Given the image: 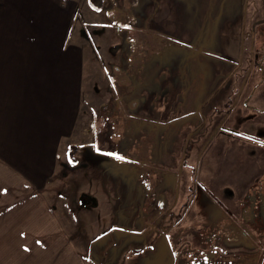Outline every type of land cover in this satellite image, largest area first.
<instances>
[{"label": "rangeland", "instance_id": "374dc122", "mask_svg": "<svg viewBox=\"0 0 264 264\" xmlns=\"http://www.w3.org/2000/svg\"><path fill=\"white\" fill-rule=\"evenodd\" d=\"M100 3L102 13H98L91 22L87 20L81 23V32L84 30L81 35L72 30V37L76 40L82 37L85 44L86 64L82 74L84 82L79 114L82 135L76 141L79 151L76 154L77 164L72 165L68 160L65 177L54 176L52 185L66 182L61 184V189H67L62 193L68 204L79 193L82 194L83 204L86 201L94 202L93 195L100 194L103 205L94 212L98 214L102 211L108 216L109 211L105 210L118 213L121 201L117 202V206L110 199L114 191L107 192L102 186L93 190L96 182L86 181L85 178L89 174L96 177L97 172L103 171V165L115 170L122 165L137 168L150 163L151 172L157 173V168L161 175V192L152 196H155L152 202L155 213L152 212V215H156V221L150 223L156 226L154 233L150 234L153 242L150 239L151 246L148 243L144 253L130 251L123 256L122 264H195L194 252L205 254L214 247H219L216 256L222 264H234L230 263L234 259L229 255L238 251L247 253L241 254V257L252 261L246 264H264V243L261 246L257 244L260 234L252 227L245 226L254 233L252 241L257 245V251L253 255L248 253L254 250L251 247L240 250L231 243H216L217 240L228 239L226 236L229 233H235L232 227H235L233 223L236 219L233 216L237 217L239 197L243 196L244 188L264 171V93H261L264 83L250 102L259 108L250 109L243 105L244 99L260 85V76L256 74L262 72L256 61L264 65V0L95 1L96 6ZM120 10H126L127 15L118 13ZM84 17L81 15L79 20ZM121 70L131 74H125L129 80L124 74H118L123 72ZM147 74L151 75V80L155 76L154 89L148 90V94L143 91L142 84ZM141 79L144 82L140 86L134 82H141ZM149 83L152 84V81ZM215 90L220 94L212 97ZM147 100H155L159 107L167 108H161L165 132H160L157 146L149 140L152 159L142 153L136 156L138 163L129 165L130 160L122 155L128 150L137 154L142 147L141 142H146L142 141L145 140L143 134L136 132L138 130L134 127V124L136 127L138 123L141 124L140 119L127 120L134 126L123 129L125 122L118 118V114L123 109L142 115L144 112L131 109ZM227 101L231 104L226 107ZM223 106L224 110L218 112L209 110ZM148 128L143 129L142 124L138 129L148 132ZM166 131L171 132V147L167 152L163 148L169 145L165 143ZM105 132H108L107 141H113L110 146L116 155L106 151L107 145H104V149L97 144L98 137L102 138ZM94 153H101V157H92L89 159L92 162L88 160L77 168L80 170L77 174H83L84 178L75 185L78 192L74 193L72 186L78 180L69 175L75 172L74 168L83 159L79 158L81 154H87L90 158L89 155L93 156ZM117 176L122 178L118 173ZM117 182L111 179L112 190L118 185ZM131 186L135 187L133 184ZM166 190L170 191V195L166 194ZM205 194L206 200H203ZM130 202L136 203L135 199ZM68 207L73 208L71 204ZM165 207L178 216L159 218L157 212H162L161 209ZM74 214V217H70L73 227L82 230L80 217ZM150 218H146L147 222ZM115 224L119 225L118 222ZM140 224L149 226L143 219ZM237 225L242 226L240 222ZM184 226H189L193 231L202 230L204 237L212 234L217 238H209L208 241L204 238L206 246L201 247L205 248L192 251L189 238L180 239L184 233L180 230ZM174 229L178 239L171 242L165 239L166 245L171 244L172 249H164L167 254L164 261L163 247L161 250L157 244V255L152 254L151 247L155 246L158 236ZM118 231L116 228L111 231L113 243L108 250L111 263L120 261L116 258L121 255H114L121 238ZM148 239L147 242H150ZM211 240L213 242H209ZM197 241L200 242L199 239ZM181 252H184L185 261L180 262L177 260ZM245 259L240 260L241 264ZM100 260H104V257Z\"/></svg>", "mask_w": 264, "mask_h": 264}, {"label": "crops", "instance_id": "0c3cea01", "mask_svg": "<svg viewBox=\"0 0 264 264\" xmlns=\"http://www.w3.org/2000/svg\"><path fill=\"white\" fill-rule=\"evenodd\" d=\"M102 9L92 5L90 0H0V264H122L123 256L130 251L144 250L148 243L151 246L150 239L153 242L150 234L154 233L156 226L150 223L156 221V215H152L155 199L152 196L161 192V175L157 168V173L151 172L150 163L137 168L133 164L138 163L136 156L142 153L150 157L149 140L157 146L160 132H165L162 107L155 100L140 102L131 109L144 112L142 115L123 109L118 114V118L125 122L122 128L135 125L136 132L143 134L145 140L142 141L146 142H141L142 147L137 154L130 150L125 151V155L120 154L127 157L129 165L133 166H116L114 170L103 165V171L97 172L96 177L89 174L85 178L96 182L93 190L102 186L107 192L114 191L110 199L117 206L118 201L122 203L118 213L110 209L105 210L109 211L108 216L102 211L95 214L94 210L103 205L100 194L93 195L94 202L83 204L80 193L71 199L73 208L70 211V204L62 193L67 189H61L66 182L52 185L54 176L65 177L70 147L77 146L76 141L82 135L79 114L84 82L82 74L86 64L85 44L82 37L77 40L72 37V30L81 35L84 31L81 32V23L91 22L98 13H102ZM121 11L118 13L127 15L126 10ZM81 15L85 17L80 21ZM150 77L147 74L146 78L143 77L146 83L141 79L138 84L145 83L142 84L146 94L154 89L155 76L152 80ZM129 119H140L141 124L138 123L137 127L143 124V129L150 127V130H139L136 124L130 125ZM166 126L168 128V123ZM107 133L102 138L98 137L97 144L102 148L107 145L106 151L113 153L110 146L113 138L110 139L112 142L107 141ZM170 139L171 132L166 131L165 143L169 144L163 147L166 152L171 147ZM89 157L81 154V162L76 168L72 167L75 172L69 177L75 176L78 180H74L76 182L72 186L74 193L78 192L75 185L84 178L83 174H77L80 172L77 168L92 157H101V153ZM263 174L259 173L247 186L250 188ZM111 177L118 181L113 190ZM247 186L244 190H248ZM165 192L170 195L169 190ZM203 197L206 200V194ZM131 199L136 203L130 202ZM161 210L157 212L159 218L178 216L171 214L166 207ZM74 212L80 217L82 230L73 227L70 217H74ZM142 219L150 227L143 225L141 228ZM114 228L119 230L121 238L118 247L112 248L115 256H121L116 258L120 261L111 263L108 250L113 243L111 231ZM180 231L184 232L180 239L189 238L191 241L194 236L200 238L202 242H198V246H203V239L207 240L209 235L204 237L202 230L193 231L189 226ZM148 237L150 242H147ZM165 239L168 242L178 239L176 230L166 231L156 238L155 246L151 247L153 255H157L158 247L161 250L163 247V251L172 249L171 244L166 245ZM102 257L105 261L100 260ZM163 257L166 261L165 251Z\"/></svg>", "mask_w": 264, "mask_h": 264}, {"label": "flooded vegetation", "instance_id": "af4514ba", "mask_svg": "<svg viewBox=\"0 0 264 264\" xmlns=\"http://www.w3.org/2000/svg\"><path fill=\"white\" fill-rule=\"evenodd\" d=\"M256 63L260 67L261 72H262V74H256V75L260 76L259 83H258V85L259 84L260 85H259V87L255 88L253 91H251L249 96L246 99H244V101H243V105H245L246 107H248L250 109L259 108L256 105H252L250 102L252 99L255 98V94H256L257 90L262 89L261 85L264 83V65L260 64L258 61H256ZM121 71H123V72H120L118 74H120V75L124 74V77H127V76H125V74H127L129 72L127 70H125V71L121 70ZM127 75H131V74H127ZM253 75H255V74H253ZM127 79L129 80L130 78L127 77ZM134 82L139 84V81H134ZM175 83H176V81H175ZM175 89H176V86H175ZM261 93H264V91L263 92L261 91ZM219 94H220V91L215 90V91H213L212 97L217 96ZM230 104H231V102L227 101L225 103V106L227 107ZM223 108H224V106L221 108L214 107V108H209V110L211 109L213 112H218V111H221V109H223ZM231 111H233V109H231ZM251 130H252V132L254 131L253 129H251ZM252 132H250V133H252ZM251 136H253V135L251 134ZM263 152H264V150H263ZM239 200L240 201L237 202V204H236L237 217L233 216V218L236 219V222L233 223L235 225V227H232V229L235 231V233H229L226 236V238H228L226 240L224 238H222L224 240H220V238H219L220 241L217 240L216 243H223V242H226V244L231 243V244L239 247L240 250L245 248L246 246L248 248L251 247V248H254V250H252V251L250 250L248 253L253 255L257 251V245H254V242L252 241L254 233L252 231H250L245 226L254 228L260 234V241H258L257 244H259L260 246L263 245L262 243H264V174L261 178L255 179V182L250 186V188L248 190H246L243 193V196ZM68 209L70 211L72 210L69 207H68ZM238 222H240L242 226H240V225L238 226L237 225ZM209 236H211V237H207L206 241H208L209 238H215L211 234H209ZM197 239H199L200 242H202V240L200 238H198V237L194 238L193 237L192 240L189 242L191 250H196V249L198 250L199 248H202L201 246H198ZM230 240H232V241H230ZM213 241H215V239ZM213 241L211 240L209 242H213ZM204 242H203V244L205 245ZM194 244L196 245L195 248L193 247ZM216 246H218V245H216ZM203 248H205V247H203ZM218 248L219 247H217V248L214 247L209 252L206 251L205 254H202L200 256L201 260L203 262L206 261L205 264H222L221 262L217 261V256H216L217 251L216 250ZM222 251L225 254L224 250H222ZM241 254H247V253H241L240 251H238L236 254L229 255L231 258L233 257V259H234L233 261H230V263L234 262V264H241L240 260L245 259L244 257H241ZM250 256H247V258ZM224 257H226V255H224ZM248 262L251 263L252 261L249 259H245L243 264H246Z\"/></svg>", "mask_w": 264, "mask_h": 264}, {"label": "trees", "instance_id": "16d2710c", "mask_svg": "<svg viewBox=\"0 0 264 264\" xmlns=\"http://www.w3.org/2000/svg\"><path fill=\"white\" fill-rule=\"evenodd\" d=\"M95 1H97V0H90V3L92 4V5H94L95 7H96V5H95ZM101 5V6H100ZM100 5H98L99 6V9H101L102 8V3H100ZM101 7V8H100ZM77 147L78 146H71V148H70V151H69V153H70V163L72 164V165H76L77 164V162H78V159H77V157H76V154H79V151H78V149H77ZM117 169V168H116ZM125 173V172H124ZM123 225V224H122ZM148 225V224H147ZM149 227H150V225H149ZM141 228H142V226H141ZM130 229L131 228H124V230H128V231H130ZM139 229H140V226H139ZM137 251H139V252H143L144 253V250H143V248L142 249H139V250H137ZM192 251H195V250H192ZM134 253H137L136 252V250L134 251ZM183 254H184V252H181V255L179 256V258H178V260L177 261H185L184 259H183ZM194 254V256H196V259H195V264H197L196 263V261L199 263V264H205L206 263V261H202L201 260V255L203 254L202 252H194L193 253ZM195 258V257H194ZM180 264H182V262L180 263Z\"/></svg>", "mask_w": 264, "mask_h": 264}, {"label": "snow or ice", "instance_id": "6c2138e0", "mask_svg": "<svg viewBox=\"0 0 264 264\" xmlns=\"http://www.w3.org/2000/svg\"><path fill=\"white\" fill-rule=\"evenodd\" d=\"M112 155H116L115 153H113ZM122 158V157H121Z\"/></svg>", "mask_w": 264, "mask_h": 264}, {"label": "bare ground", "instance_id": "6f19581e", "mask_svg": "<svg viewBox=\"0 0 264 264\" xmlns=\"http://www.w3.org/2000/svg\"><path fill=\"white\" fill-rule=\"evenodd\" d=\"M101 6V5H100Z\"/></svg>", "mask_w": 264, "mask_h": 264}]
</instances>
